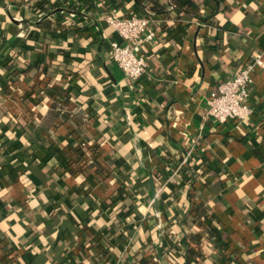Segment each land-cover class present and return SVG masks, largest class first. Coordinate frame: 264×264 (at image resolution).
I'll list each match as a JSON object with an SVG mask.
<instances>
[{
    "label": "crops",
    "instance_id": "obj_1",
    "mask_svg": "<svg viewBox=\"0 0 264 264\" xmlns=\"http://www.w3.org/2000/svg\"><path fill=\"white\" fill-rule=\"evenodd\" d=\"M139 1L0 0V264H186L184 237L188 264H264V67L245 120L206 102L264 61V0ZM146 9L158 32L131 80L103 16Z\"/></svg>",
    "mask_w": 264,
    "mask_h": 264
},
{
    "label": "built area",
    "instance_id": "obj_2",
    "mask_svg": "<svg viewBox=\"0 0 264 264\" xmlns=\"http://www.w3.org/2000/svg\"><path fill=\"white\" fill-rule=\"evenodd\" d=\"M151 14L146 9L142 14L120 16L109 13L103 16V20L115 34L108 39L112 61L131 80L139 79L147 71L148 64L143 49L154 40L158 32V26L154 25ZM263 67L261 54L255 53L231 77L219 81L216 89L207 97V116L217 123L228 120L243 121L250 116L252 110L248 97L252 74ZM87 145V142L80 144L82 156L87 162H91L95 150ZM192 149V145L184 148L179 164L189 163Z\"/></svg>",
    "mask_w": 264,
    "mask_h": 264
},
{
    "label": "trees",
    "instance_id": "obj_3",
    "mask_svg": "<svg viewBox=\"0 0 264 264\" xmlns=\"http://www.w3.org/2000/svg\"><path fill=\"white\" fill-rule=\"evenodd\" d=\"M137 3H139L140 1L139 0H135ZM36 3H38V1L36 2ZM39 4V3H38ZM37 6V5H36ZM55 7V6H54ZM70 9V8H69ZM79 9H77V8H74V9H70V11L69 10H64V9H62V10H59V12L61 13V15L63 16V18L64 19H60V20H64V22L62 23L63 24V29H65V28H67V27H71V23H73L74 24V22H66L65 20H69L70 18H72L73 19V21L75 20V19H77V20H80V17H82L81 16V13L78 11ZM160 11V10H159ZM45 19H47V17L45 18ZM66 30V29H65ZM31 36V35H30ZM191 161V160H190ZM187 196H188V199L190 198L191 199V192L189 193V192H187ZM196 213L198 214L199 213V211L198 210H200L199 209V207L197 208L196 207ZM185 220H186V216H183V219H182V222H185ZM207 230L209 231V233L211 234L212 233V236L213 237H216V238H218V240L220 239V237H218V235H216L215 234V232L212 230V228L210 227V225H207ZM195 239L196 238H190V240L192 241V243H194V244H198L199 242V240L197 239V241H195ZM183 241H184V243H186V245H187V247H185V256H186V264H188L189 263V257L191 256V255H193V253H194V251L190 248H188V241H187V239H185V237L182 239Z\"/></svg>",
    "mask_w": 264,
    "mask_h": 264
},
{
    "label": "water",
    "instance_id": "obj_4",
    "mask_svg": "<svg viewBox=\"0 0 264 264\" xmlns=\"http://www.w3.org/2000/svg\"><path fill=\"white\" fill-rule=\"evenodd\" d=\"M150 186H151V191H152V193H153V195H154V194H155L154 186H153L152 183H150ZM154 198H155V196H154ZM154 205L157 206V200H156V199H154Z\"/></svg>",
    "mask_w": 264,
    "mask_h": 264
}]
</instances>
